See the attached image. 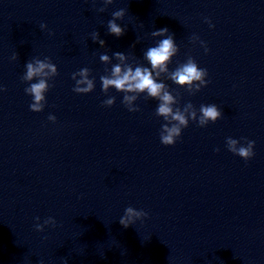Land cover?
<instances>
[{
    "label": "water",
    "instance_id": "95a60500",
    "mask_svg": "<svg viewBox=\"0 0 264 264\" xmlns=\"http://www.w3.org/2000/svg\"><path fill=\"white\" fill-rule=\"evenodd\" d=\"M102 4L0 0V264H264V0H114L100 12ZM121 7L127 28L116 37L106 25ZM163 26L180 45L170 67L191 55L209 74L195 94L172 84L178 100L223 112L205 127L190 121L172 145L160 141L155 99L141 96L130 112L123 93L105 94L99 80L101 52L137 61ZM34 56L58 66L40 112L20 79ZM84 66L96 77L87 94L73 91L71 76ZM106 95L113 105L101 103ZM228 136L254 140L255 155L233 154ZM129 205L148 216L125 228ZM36 216L56 226L39 232Z\"/></svg>",
    "mask_w": 264,
    "mask_h": 264
},
{
    "label": "clouds",
    "instance_id": "9594fccd",
    "mask_svg": "<svg viewBox=\"0 0 264 264\" xmlns=\"http://www.w3.org/2000/svg\"><path fill=\"white\" fill-rule=\"evenodd\" d=\"M113 3L114 0H103V4L98 11L103 12L108 5ZM125 15L126 9L123 7L114 10L111 13V18L107 21V33L116 37L123 35L127 25H123L118 21L123 20ZM205 20L209 27H214L210 18L205 17ZM40 27L46 29L47 24L42 22ZM151 35L159 39L143 50L137 61L129 60L130 53L125 51H113L111 55L108 51H104L99 54V60L107 66L104 68V74L99 76L101 91L107 94L110 89L114 88L116 92L123 93L121 103L130 112L140 110L139 104L135 102L141 96L145 100L155 99L157 101L155 115L163 118L159 130L160 141L164 145H172L181 137L183 129L189 125L190 121H195L198 126L205 127L209 122L214 123L221 118L223 112L216 103H201L198 108L191 101L181 104L172 84L195 94L210 83L208 70L206 67H201L191 55H188L183 61H177L175 67H170L173 58L180 51L175 33L170 31L167 26H163L151 31ZM91 39L102 48L106 45L98 30L91 33ZM190 40L193 44L199 42L205 53L209 51L207 42L202 40L198 34L193 33ZM17 57L18 53L13 52L11 59L16 60ZM24 68L25 71L20 79L26 85L24 92L31 96L29 108L32 111L40 112L47 103L46 93L52 87L50 81L58 75V66L52 61L51 57L44 56L40 58L34 56L25 62ZM91 73L92 69L87 66L71 73L72 79L75 81L74 92L87 94L95 89L96 77ZM169 81H171V84L168 83ZM2 89L3 85H0V90ZM115 101V95H106L101 103L111 106ZM47 119L55 121L56 116L49 113ZM225 141L229 151L239 155L246 161L255 155L254 140L247 137L234 138L228 136ZM215 150L219 151V148ZM146 216H148V212L144 209H137L129 205L124 209L119 222L127 228ZM34 219L36 223L33 226L39 232H43L46 225L55 227L57 223L54 216L44 218L42 223L39 216ZM39 264H44V261L41 260ZM63 264H69L67 258L64 259Z\"/></svg>",
    "mask_w": 264,
    "mask_h": 264
}]
</instances>
